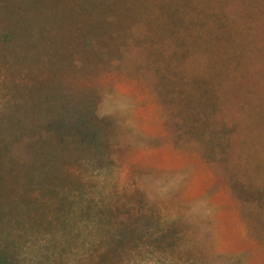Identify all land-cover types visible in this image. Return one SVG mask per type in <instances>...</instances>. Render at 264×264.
<instances>
[{"label": "rangeland", "instance_id": "rangeland-1", "mask_svg": "<svg viewBox=\"0 0 264 264\" xmlns=\"http://www.w3.org/2000/svg\"><path fill=\"white\" fill-rule=\"evenodd\" d=\"M82 1L0 0L2 264H264V0ZM44 96L110 124L53 190Z\"/></svg>", "mask_w": 264, "mask_h": 264}, {"label": "trees", "instance_id": "trees-1", "mask_svg": "<svg viewBox=\"0 0 264 264\" xmlns=\"http://www.w3.org/2000/svg\"><path fill=\"white\" fill-rule=\"evenodd\" d=\"M63 1L65 2V0H47V3L52 4L54 10L59 12L56 2ZM91 3L93 9L96 8L97 10V20L100 6L103 5L104 8H108L107 12L111 10L116 12L118 11L116 7L120 6V3L116 0H111V3H109L110 7H108V4L105 6L102 0H90V4H88L90 5L89 11H91ZM86 4L87 0H83L78 8L87 11ZM44 10L50 12L48 14L54 12V10L52 12L50 8L44 6L40 9L41 12L39 11L41 15L47 14L43 13ZM74 10L76 11L77 9ZM66 11L72 13V9H69V11L65 10L64 13ZM107 12L99 15V17H102V21L110 20ZM89 14L91 13L89 12ZM109 25L110 21L107 22V26ZM78 30H81L82 33L86 31L84 28H78ZM11 35L12 32H6L3 37L8 39ZM60 98L61 102L57 104L53 103L55 101L50 103L51 99L44 96L43 100L46 103L42 105H48L46 106V111L44 109L42 111L48 113V116H45L43 121H39L38 127L35 130L28 131L32 132L31 136L24 133L26 130L22 128L21 131L24 132L19 134L18 139L25 141L27 138L31 140L33 137L39 136L37 146L34 147L35 151L32 154L35 155L37 166L33 163L30 173L38 175L36 179L38 181L41 180L39 184L43 189L53 190L58 182L63 181L64 177L62 176V172H60L61 163L64 161L63 154L71 153L72 151L74 153L90 155L96 159L103 157V153L101 152V148L104 147L103 135L110 125L106 116L100 114L95 103H90L83 96H61ZM39 131H41V134L37 135V133H40ZM0 264H2L1 257Z\"/></svg>", "mask_w": 264, "mask_h": 264}]
</instances>
